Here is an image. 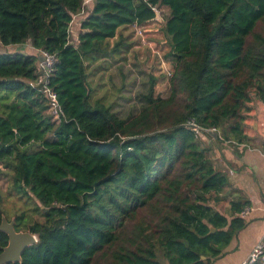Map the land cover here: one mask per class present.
<instances>
[{"label": "trees", "instance_id": "trees-1", "mask_svg": "<svg viewBox=\"0 0 264 264\" xmlns=\"http://www.w3.org/2000/svg\"><path fill=\"white\" fill-rule=\"evenodd\" d=\"M84 1L0 0V46L11 49L0 53V175L21 203L14 229L38 240L9 264H212L246 227L250 205L186 125L250 147L251 93L264 102V0ZM156 21L172 65L167 95L148 74L136 114L92 103L90 67L125 62L133 45L120 29ZM41 52L56 59L58 124L29 84ZM222 196L233 199L229 217L213 206ZM7 240L1 232L0 252Z\"/></svg>", "mask_w": 264, "mask_h": 264}, {"label": "crops", "instance_id": "crops-1", "mask_svg": "<svg viewBox=\"0 0 264 264\" xmlns=\"http://www.w3.org/2000/svg\"><path fill=\"white\" fill-rule=\"evenodd\" d=\"M73 32L72 40L75 41L77 35L74 29ZM248 108L243 134L248 139L246 144L251 148L226 143L212 145L206 136L199 138L200 144L209 149L208 155L214 167L226 174L229 189L240 192L250 205L248 215L244 218L247 221L246 227L233 237L224 255L212 264H241L264 232V102L255 97L248 103ZM222 199L213 206L220 211L217 207L223 205V211L220 212L229 217V203L233 199L223 196Z\"/></svg>", "mask_w": 264, "mask_h": 264}, {"label": "rangeland", "instance_id": "rangeland-1", "mask_svg": "<svg viewBox=\"0 0 264 264\" xmlns=\"http://www.w3.org/2000/svg\"><path fill=\"white\" fill-rule=\"evenodd\" d=\"M85 9L88 11L87 5L84 7V12H86ZM165 14H167L166 10ZM80 15L82 19L83 15ZM78 23L79 19H76L73 25L74 31H76L75 34L78 33ZM160 29L161 24L159 23L145 27L147 39L144 42L134 36V27L120 29L119 32L124 37H129L133 46L127 54L125 62L115 61L114 59L102 62L97 61L90 67L89 80L93 90L92 103L96 100H101L106 104H112L113 110L122 118H128L136 114L142 105L140 94L147 90L148 74H153L157 78V84L154 87L155 94L163 97L167 95L168 79L170 77L168 76L169 68L172 70V65L161 57V55H164L165 48L159 42L162 40ZM147 41L151 43L152 49L155 45V51L147 49L149 47ZM8 50L0 46V53ZM159 57L165 62H160ZM122 76H125V81H123ZM123 84L125 88H122ZM255 97L256 95L252 92L251 100H254ZM7 186V180L0 175V203L7 212V217L11 219L16 209L21 208V203L17 199H9L6 196ZM31 207L32 204L29 203L28 208L30 209ZM217 208L223 211L224 207L223 205H218Z\"/></svg>", "mask_w": 264, "mask_h": 264}, {"label": "built area", "instance_id": "built-area-1", "mask_svg": "<svg viewBox=\"0 0 264 264\" xmlns=\"http://www.w3.org/2000/svg\"><path fill=\"white\" fill-rule=\"evenodd\" d=\"M90 0H85L84 3L87 4ZM152 9L155 11V13L157 14V17L159 18V20H161V17L159 15V13L163 10V8L157 7V6H152ZM158 22V21H156ZM156 22H153L151 25H155ZM159 23V22H158ZM146 25L147 26H151ZM145 27H134V36L137 37L138 40L144 42L147 38H146V31L144 30ZM72 37V34H71ZM73 38V37H72ZM139 41V42H140ZM70 43L73 45L77 44V40L75 39V41H73L70 38ZM146 47H151V48H147L148 50H154L155 51V45L152 49L151 43L149 41H147V45L144 44ZM41 58L38 62V66H37V73H38V77L35 81L30 82V86H32L33 88L37 89L47 100L48 103V115L50 116L51 120L55 123H60L62 121V119L64 118V114L62 111V108L60 106V104L58 103L57 100V96L56 93L53 91V89H51L49 87V78L51 77V73L53 71V65L56 61L55 56L52 54H48L45 52H41ZM159 55V54H157ZM161 57L163 58V56L161 55ZM160 58V57H159ZM160 58V62L164 63L165 61ZM168 62V61H167ZM172 70L169 68V75L171 76ZM186 126H189L190 129L198 136H206L208 140H210L212 143H214V141L216 140H221L224 141V143L229 144L230 141H226L222 138V135L220 133V131L214 127L212 128H206V129H200L198 126H196V124L194 123H189ZM232 143V141H231ZM236 145V143H235ZM237 145H244V144H237ZM249 212V208H245L241 213H240V217L245 218L248 215ZM256 261H264V232L261 236V238L259 239V241L253 246L249 256L243 261L241 262V264H253Z\"/></svg>", "mask_w": 264, "mask_h": 264}, {"label": "water", "instance_id": "water-1", "mask_svg": "<svg viewBox=\"0 0 264 264\" xmlns=\"http://www.w3.org/2000/svg\"><path fill=\"white\" fill-rule=\"evenodd\" d=\"M25 46L18 47L17 50H23ZM211 231H214L211 228ZM7 235V244L0 252V264L19 263L24 250L37 243L36 235L28 231H16L14 229V219L9 221L2 217L0 223V233Z\"/></svg>", "mask_w": 264, "mask_h": 264}]
</instances>
